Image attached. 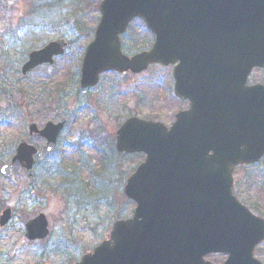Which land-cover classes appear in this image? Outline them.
<instances>
[{"label": "water", "instance_id": "95a60500", "mask_svg": "<svg viewBox=\"0 0 264 264\" xmlns=\"http://www.w3.org/2000/svg\"><path fill=\"white\" fill-rule=\"evenodd\" d=\"M99 21L80 65L81 89L94 86L105 71L140 73L149 64H176L174 93L189 107L169 128L137 117L116 132V149L143 153L127 178L123 194L135 203L132 216L116 220L108 238L74 264H261L253 257L264 240V220L232 194L236 165L264 155V86L247 85L254 67H264V0H101ZM153 33L149 50L128 58L119 35L133 18ZM67 43L55 39L28 53L20 79L36 66L53 64ZM66 122L28 126V139L42 137L37 150L20 139L0 173L33 175L53 151ZM10 219V208L0 226ZM29 241L49 233L44 215L25 225Z\"/></svg>", "mask_w": 264, "mask_h": 264}, {"label": "rangeland", "instance_id": "374dc122", "mask_svg": "<svg viewBox=\"0 0 264 264\" xmlns=\"http://www.w3.org/2000/svg\"><path fill=\"white\" fill-rule=\"evenodd\" d=\"M83 1L93 8L84 11L86 6L78 0L81 11L76 20L82 22L77 26L72 18H63L75 0L57 4L0 0V35L6 34L0 40L4 52L0 53L4 79L0 80V167L14 153L17 141L27 137L30 122L42 127L48 120L67 118L56 150L36 165L32 179L23 171L6 178L0 175V215L6 206L11 210L10 221L0 227V264H73L90 251L108 235L112 223L130 216L135 206L124 197L122 187L144 155L115 151L119 125L135 116L169 126L174 114L186 106L173 95L171 66L152 65L140 74L104 73L95 87L84 91L77 87L80 58L99 17V0ZM4 25L16 31L19 25L29 26L36 34L29 32L22 43L11 47L8 39L16 32H3ZM128 29L121 40L124 53L150 46L152 35L140 20H133ZM57 37L70 42L66 53L53 66H40L20 81L27 53ZM134 43L141 47L134 48ZM12 63L16 64L11 68ZM248 82L264 84V69L254 70ZM29 142L36 147L43 144L41 139ZM233 194L264 219V157L235 169ZM39 213L47 220L49 234L30 242L24 224ZM254 256L264 264V241ZM207 259L221 263L224 257Z\"/></svg>", "mask_w": 264, "mask_h": 264}, {"label": "trees", "instance_id": "16d2710c", "mask_svg": "<svg viewBox=\"0 0 264 264\" xmlns=\"http://www.w3.org/2000/svg\"><path fill=\"white\" fill-rule=\"evenodd\" d=\"M56 1H59L60 3L62 2V1H68V0H54V3L55 4H57V2ZM84 3V1L83 0H81V4L82 5H84L83 4ZM84 6H86V7H84L83 9H84V11L85 10H87V11H89V9H91V8H93L92 6H91V3L90 2H88L87 4H86V2H85V5ZM93 6H94V4H93ZM72 7H74L75 8V11H72ZM96 9V7L94 8V10ZM67 10H68V12H66L65 14H64V16H63V18H72L73 20H74V22H76V25L78 26L79 25V23L80 22H82V21H80V22H78L76 19H77V12L78 11H81V9H80V4L78 3V0H75V2L73 3V4H71L68 8H67ZM76 20V21H75ZM28 27L29 26H25V25H23V26H21V25H19L18 26V30L16 31V30H11V29H9V27H7V26H5L4 25V31L3 32H16L15 34H13V35H11V36H9V39H8V44L9 45H11V47H12V45H17V44H19V43H22L27 37H29L30 36V34H29V32H32L33 34H36V32H34L35 30H31V29H28ZM23 30V32H21ZM6 35V34H5ZM3 33L0 35V40H1V38H3L4 36H5ZM17 36V37H16ZM133 46L135 47V48H140L141 47V45H138L137 43L135 44H133ZM28 49H26L24 52H26ZM0 53H3L4 54V52H3V49L1 50V52ZM6 58H4V60H5ZM4 62H6V61H4ZM75 63H77L78 64V60H76L75 61ZM16 63H12L11 64V68H12V66H14ZM15 70V68H13V71ZM0 80H1V82H3V78L2 77H0ZM4 89V88H3Z\"/></svg>", "mask_w": 264, "mask_h": 264}, {"label": "flooded vegetation", "instance_id": "af4514ba", "mask_svg": "<svg viewBox=\"0 0 264 264\" xmlns=\"http://www.w3.org/2000/svg\"><path fill=\"white\" fill-rule=\"evenodd\" d=\"M183 103L186 104V102H183ZM33 139H41V140H42L43 144H42L41 146L37 147V148L41 149L42 146L44 145L45 141H44L42 138H31L30 140H33ZM35 167H36V164H35V166H34V169H33V175H32L31 178H33L34 175H35ZM128 175H129V174H128ZM128 175H127V176H128ZM233 185H234V177H233ZM255 210H256V208H255ZM218 255H219V254H210V255H208L207 257H213V256H218ZM212 263H213V264H221L222 262H221V263H217V262L213 261Z\"/></svg>", "mask_w": 264, "mask_h": 264}]
</instances>
